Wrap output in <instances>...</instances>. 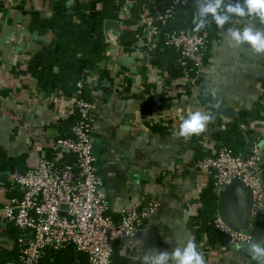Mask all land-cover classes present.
<instances>
[{
	"label": "crops",
	"instance_id": "0c3cea01",
	"mask_svg": "<svg viewBox=\"0 0 264 264\" xmlns=\"http://www.w3.org/2000/svg\"><path fill=\"white\" fill-rule=\"evenodd\" d=\"M76 1L0 0V207L12 195L20 196L12 175L41 158L74 160L55 149L54 142L71 132L76 96L43 89L29 61L55 36L33 27V15L50 17L55 4L72 7ZM146 7L134 0L98 4L104 19L118 21L121 34L105 38L102 58L82 81L84 99L95 105L92 135L104 155L97 174L113 221L118 223L125 211L139 210L150 197L158 200L157 211L135 231L138 251L130 252L118 241L116 248L129 264H154V257L183 251L192 240L204 264H259L245 248L230 241L212 243L204 228L197 229L195 216L204 209L200 193L212 175L195 168L194 162L216 151L218 131L239 120L241 113L247 119L241 125L264 153V53L228 34L233 29L242 35L246 28L264 33V26L244 17L225 22L209 42L202 74L187 81L176 70L175 50L159 43L143 45L144 18L155 12ZM125 35L131 41H123ZM196 111L212 117L201 138L180 136L183 119ZM212 193L218 217L215 187ZM7 224L0 218V249L9 250ZM165 264L176 261L169 257Z\"/></svg>",
	"mask_w": 264,
	"mask_h": 264
},
{
	"label": "built area",
	"instance_id": "2783aa9c",
	"mask_svg": "<svg viewBox=\"0 0 264 264\" xmlns=\"http://www.w3.org/2000/svg\"><path fill=\"white\" fill-rule=\"evenodd\" d=\"M191 1L209 0H167L165 9L145 16L141 31L144 46L161 42L163 46L177 49V63L187 81L204 69L207 40L198 32L164 28L173 19L175 7ZM76 87L77 117L71 127L72 136L57 138L54 142L55 149L72 154L74 160L41 158L35 166L10 177L20 196L12 195L0 207V218L21 233L17 238V259L7 264H39L46 248L60 249L68 245L86 254L88 264H112L113 242L125 244L130 252L138 251L135 231L158 209L157 198L150 197L139 210L125 211L118 223L113 221L94 164L91 134L95 105L81 97L82 81ZM194 167L212 175L215 185L235 178L243 181L252 191L253 221L256 224L264 221V181L258 176L262 174L258 140L249 142L244 158L242 153L234 154L229 147L220 146L214 153L196 160ZM213 224L230 242L240 244L251 240V235L230 229L219 217Z\"/></svg>",
	"mask_w": 264,
	"mask_h": 264
},
{
	"label": "trees",
	"instance_id": "16d2710c",
	"mask_svg": "<svg viewBox=\"0 0 264 264\" xmlns=\"http://www.w3.org/2000/svg\"><path fill=\"white\" fill-rule=\"evenodd\" d=\"M103 0L76 1L74 6H66L63 4H55L50 17H40L37 14L33 15L31 25L40 30H51L55 35L52 41L46 48L37 51L29 61V68L33 75L40 81V85L45 90H54L55 88L75 94L76 83L84 81L87 73L92 71L97 62L102 58L108 43L105 40L103 33V15L98 4ZM136 3H141L147 6L149 11H161L166 8L161 5L163 0H134ZM215 0H209L206 3L201 1H191L186 4H181L175 7V15L172 20L167 23L164 29H184L188 32H198L204 35L207 40V46L204 51L203 63L206 60V51L209 42L214 38L217 28L219 27L212 14L206 13L200 16V8L206 7L209 3H214ZM240 4L244 6V0H223L221 7L218 9V14L228 15L229 19L226 22L235 21L239 17H244L246 20H251L255 25L263 27L259 17L255 14H246L239 16L234 13H227V6ZM247 12V8L245 7ZM196 18L197 23L204 22V27L199 31L196 30V24L193 22ZM128 34V33H127ZM127 36L122 37L123 41H131V38L126 40ZM163 46L161 42H159ZM165 48H175L163 46ZM176 70L182 76V69L179 67L176 58ZM84 86L82 87V96L84 98ZM77 117V109L74 110V115L70 123V129ZM246 113H241L239 120L233 121L228 127L218 131L216 147H229L234 154H239L244 151L246 140L252 141L255 138L250 137V130L241 125L246 122ZM71 131V130H70ZM196 138H201L200 133L195 134ZM63 135L60 138L70 137ZM257 140V139H256ZM200 158H196L199 160ZM213 176L209 179L207 190L200 194V199L204 205V209L198 210L195 216V224L197 229L204 228L208 239L214 243L219 242L226 245L229 239L214 227L213 221L217 217L216 205L213 198L212 189L215 187ZM211 191V192H210ZM211 193L208 195V193ZM264 225V222H258ZM7 233L12 239V247L9 250L0 249V264H7L10 261L16 260L19 254V246L17 238L21 231L13 224L9 223L6 226ZM117 242L112 244L113 253L111 256L112 264H129L127 258L119 253L116 248ZM39 264H88L87 256L84 253L77 252L73 246L68 245L60 249L46 248L42 255Z\"/></svg>",
	"mask_w": 264,
	"mask_h": 264
},
{
	"label": "clouds",
	"instance_id": "9594fccd",
	"mask_svg": "<svg viewBox=\"0 0 264 264\" xmlns=\"http://www.w3.org/2000/svg\"><path fill=\"white\" fill-rule=\"evenodd\" d=\"M223 0H215L214 3H209L206 7L200 8V16H204L206 13L212 14L216 24L219 27H223L225 22L229 19L228 15L218 14V9L221 7ZM247 8V12L245 11ZM227 13H234L239 16L246 14H255L259 17L260 21L264 23V0H244V6L236 4L235 6L228 5ZM196 24V30L199 31L203 28L204 22L197 23L196 18L193 21ZM228 34L237 42L247 41L251 44L252 49L256 53H264V33L256 31L253 32L251 28H246L242 35L239 31L229 29ZM212 120L210 114H206L201 111L190 113L187 119H183L180 125V136L188 137L192 134L202 133L207 123ZM249 253L253 260L264 264V241L253 242L249 246ZM171 257L176 261V264H204V260L200 253L196 250V245L192 240H189L187 246L181 251V249H175L171 254L168 252H162L160 255L153 258L154 264H165V262ZM148 257H145V262Z\"/></svg>",
	"mask_w": 264,
	"mask_h": 264
},
{
	"label": "water",
	"instance_id": "95a60500",
	"mask_svg": "<svg viewBox=\"0 0 264 264\" xmlns=\"http://www.w3.org/2000/svg\"><path fill=\"white\" fill-rule=\"evenodd\" d=\"M113 31L109 33V31ZM103 31L106 39L111 36L114 39H118L121 31L119 30V24L117 20L104 19ZM202 72L200 73V75ZM91 141L93 143V154L95 157V167L98 169L101 166V161L104 155L100 153L102 145L91 134ZM249 147V140H246L244 151L242 152V158ZM259 149L261 153V161H264V153L261 150L259 143ZM260 180L263 182L262 174H258ZM215 194L218 196L217 201V214L223 223L230 229L244 234L251 235V240L248 243H233L234 246L245 248V251L249 253V246L253 242L262 241L264 238V228L260 224H256L253 221L251 215L253 195L251 189L240 179H232L229 183L220 184L215 186ZM62 208L67 206L62 205Z\"/></svg>",
	"mask_w": 264,
	"mask_h": 264
}]
</instances>
